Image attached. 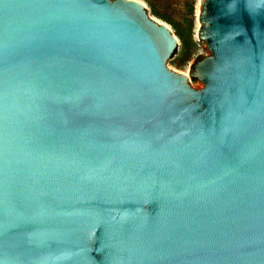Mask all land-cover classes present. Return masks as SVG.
<instances>
[{
    "label": "water",
    "instance_id": "obj_1",
    "mask_svg": "<svg viewBox=\"0 0 264 264\" xmlns=\"http://www.w3.org/2000/svg\"><path fill=\"white\" fill-rule=\"evenodd\" d=\"M210 53L139 0H0V264H264V0H202Z\"/></svg>",
    "mask_w": 264,
    "mask_h": 264
},
{
    "label": "rangeland",
    "instance_id": "obj_2",
    "mask_svg": "<svg viewBox=\"0 0 264 264\" xmlns=\"http://www.w3.org/2000/svg\"><path fill=\"white\" fill-rule=\"evenodd\" d=\"M145 4L148 15L166 23L177 38L175 53L166 61L167 69L188 77L194 89L202 87L201 82L191 78L190 68L200 57L210 55L206 44L197 38L201 25L197 22L202 0H139ZM161 17L167 18L171 26Z\"/></svg>",
    "mask_w": 264,
    "mask_h": 264
},
{
    "label": "trees",
    "instance_id": "obj_3",
    "mask_svg": "<svg viewBox=\"0 0 264 264\" xmlns=\"http://www.w3.org/2000/svg\"><path fill=\"white\" fill-rule=\"evenodd\" d=\"M161 19H163L164 21H166L168 24H170L171 26H173L172 22L170 20H168L167 18L161 17ZM175 53V51L173 52Z\"/></svg>",
    "mask_w": 264,
    "mask_h": 264
}]
</instances>
